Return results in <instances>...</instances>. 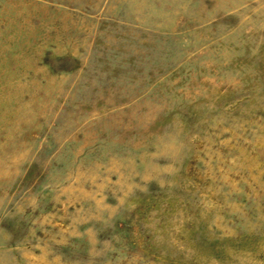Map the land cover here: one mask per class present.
Masks as SVG:
<instances>
[{
	"label": "rangeland",
	"instance_id": "rangeland-1",
	"mask_svg": "<svg viewBox=\"0 0 264 264\" xmlns=\"http://www.w3.org/2000/svg\"><path fill=\"white\" fill-rule=\"evenodd\" d=\"M0 264H264V0H0Z\"/></svg>",
	"mask_w": 264,
	"mask_h": 264
}]
</instances>
